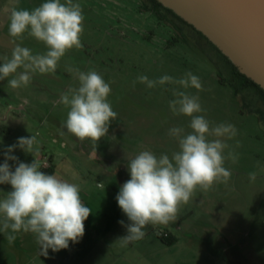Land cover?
Returning a JSON list of instances; mask_svg holds the SVG:
<instances>
[{
  "label": "rangeland",
  "instance_id": "obj_1",
  "mask_svg": "<svg viewBox=\"0 0 264 264\" xmlns=\"http://www.w3.org/2000/svg\"><path fill=\"white\" fill-rule=\"evenodd\" d=\"M43 2L0 0V65L16 44L34 55L47 51L27 33L22 38L9 35L13 8L32 10ZM73 2L81 5L85 17L83 47L68 51L55 72L32 74L26 87L11 88V76L0 81V164L8 146L35 135L34 157L19 148L11 154L29 164L35 158L45 174L78 184L92 213L79 243L70 242L68 249L55 253L49 249L47 256L41 255L32 233H17L9 244L7 233L0 232V264H264V101L253 90H237L231 71L222 66L206 37L188 25L181 29L173 21L159 20L142 0ZM70 68L95 70L111 87L108 100L117 117L95 144L81 142L63 127L69 109L61 103V94L79 86ZM189 71L200 78L203 90L177 84L133 86L139 75L179 79ZM173 90L197 95L204 109L200 115L210 124L235 126V137L220 139L229 146L225 156L231 151L239 158L225 160L232 173L227 184L215 183L207 191L197 188L181 205L176 222L148 226L144 238L124 245L119 238L126 229L118 221H129L116 196L130 179L129 161L142 150L171 156L178 143L168 130L191 131L190 117L174 115L169 108L176 98ZM8 163L14 170L15 162ZM251 172L256 174L254 182L249 180ZM101 182L104 187H97ZM11 190V185L0 184V198ZM164 231L175 236L174 243L159 239Z\"/></svg>",
  "mask_w": 264,
  "mask_h": 264
},
{
  "label": "clouds",
  "instance_id": "obj_2",
  "mask_svg": "<svg viewBox=\"0 0 264 264\" xmlns=\"http://www.w3.org/2000/svg\"><path fill=\"white\" fill-rule=\"evenodd\" d=\"M84 19L81 5L73 0L63 3L46 0L32 10L13 8L9 16V35L22 38L27 33L42 42L47 51L34 55L29 48L16 44L11 57L6 56L0 65V81L11 76L8 84L17 89L26 87L34 73L55 72L68 51L83 47ZM69 71L75 73L79 86L69 87L61 94V103L69 109L63 127L81 142L90 140L95 144L108 134L111 122L117 117L108 100L111 87L95 70L85 72L70 68ZM136 82L150 89L177 84L183 89L203 90L200 78L190 71L179 79L167 74L158 79L139 75L133 86ZM173 95L176 98L169 101V108L174 115L190 117L191 131L186 133L183 127L168 130V135L178 143V150L171 156L157 157L150 150H142L129 161L130 179L120 186L116 196L119 208L129 221L127 224L118 221L126 229V235L119 238L124 245L144 238L148 226L155 228L176 222L181 205L190 201L197 188L207 191L215 183L227 184L232 173L225 168V160L235 162L239 158L231 151L225 156L229 146L220 139L235 137L234 125L210 124L200 115L204 109L197 95L177 90H173ZM37 144L36 136L31 135L18 138L4 150L0 184L11 185L12 190L0 198V232L7 233L9 244L16 240L17 233H32L41 255L47 256L49 249L55 253L68 249L70 242H80L92 210L82 201L78 184L55 174H45L35 158L29 164L11 154L19 148L34 157ZM8 161L15 162L14 170ZM248 176L250 181L256 180L254 172ZM97 187L104 185L97 183Z\"/></svg>",
  "mask_w": 264,
  "mask_h": 264
},
{
  "label": "water",
  "instance_id": "obj_3",
  "mask_svg": "<svg viewBox=\"0 0 264 264\" xmlns=\"http://www.w3.org/2000/svg\"><path fill=\"white\" fill-rule=\"evenodd\" d=\"M264 88V0H161Z\"/></svg>",
  "mask_w": 264,
  "mask_h": 264
},
{
  "label": "trees",
  "instance_id": "obj_4",
  "mask_svg": "<svg viewBox=\"0 0 264 264\" xmlns=\"http://www.w3.org/2000/svg\"><path fill=\"white\" fill-rule=\"evenodd\" d=\"M148 7L151 6L153 12L157 15L159 20L173 21V26L183 29V26L188 25L192 29L196 30L199 34L206 37L214 47L215 51L219 52L221 56L222 66L231 71V76L236 80L238 91L253 90L258 93L259 97L264 101V88L257 82H255L250 76L244 73L236 63L216 44L214 43L204 32L196 28L192 23L188 22L181 15L176 13L172 8L165 6L161 0H142ZM225 69V68H224ZM162 241L166 244H172L175 242V236H164L161 233L158 235Z\"/></svg>",
  "mask_w": 264,
  "mask_h": 264
},
{
  "label": "built area",
  "instance_id": "obj_5",
  "mask_svg": "<svg viewBox=\"0 0 264 264\" xmlns=\"http://www.w3.org/2000/svg\"><path fill=\"white\" fill-rule=\"evenodd\" d=\"M162 235H164V236H168V235H169V232L164 231V232H162Z\"/></svg>",
  "mask_w": 264,
  "mask_h": 264
},
{
  "label": "crops",
  "instance_id": "obj_6",
  "mask_svg": "<svg viewBox=\"0 0 264 264\" xmlns=\"http://www.w3.org/2000/svg\"><path fill=\"white\" fill-rule=\"evenodd\" d=\"M170 234V233H169ZM170 235H172V234H170ZM159 237V236H158ZM159 239H161L160 237H159ZM162 240V239H161ZM163 243H165L164 241H162ZM166 244V243H165Z\"/></svg>",
  "mask_w": 264,
  "mask_h": 264
}]
</instances>
